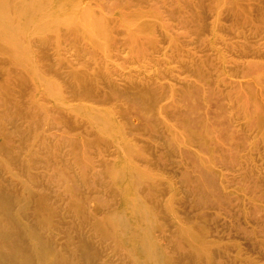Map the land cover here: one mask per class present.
I'll return each instance as SVG.
<instances>
[{"label":"rangeland","instance_id":"374dc122","mask_svg":"<svg viewBox=\"0 0 264 264\" xmlns=\"http://www.w3.org/2000/svg\"><path fill=\"white\" fill-rule=\"evenodd\" d=\"M41 1L44 6L46 0ZM52 1L50 15L22 24L36 28L24 31L36 40L44 32L53 33L41 45L35 41L39 71L67 61L58 79L49 72L47 80L57 85L55 91H63L64 102L91 104L97 110L58 112L45 90L36 91L37 85L26 76L28 60H13L17 64L11 66L7 57L0 59V91L13 93L12 105L27 116H20L25 128L30 115L40 123L30 138L37 136L52 148L53 137L61 141L60 134H77L84 160L79 157L75 163L73 155L66 156L88 181L72 179V173L64 177L73 182L78 202L96 212L101 225L121 202L119 184L111 182L105 170L127 167L141 177L139 195L149 220L145 233L151 231L152 242L167 254L160 264H264V0ZM186 21L195 27L186 26ZM11 29L19 31L20 26L15 22ZM77 32L83 39H76ZM45 49L46 59L39 55ZM11 51L0 46V58ZM7 70L21 77L6 82L2 74ZM76 83L92 96L79 97ZM35 101L47 109L46 116L43 111H25ZM46 122H58L54 133H42ZM7 127L8 148L27 157L30 149L12 125ZM68 149H63L65 154ZM46 153L51 155L52 149ZM43 160L34 172L42 170L55 180L57 164ZM122 187L133 190L131 184ZM106 235L100 231L97 241ZM113 254V264H125Z\"/></svg>","mask_w":264,"mask_h":264},{"label":"bare ground","instance_id":"6f19581e","mask_svg":"<svg viewBox=\"0 0 264 264\" xmlns=\"http://www.w3.org/2000/svg\"><path fill=\"white\" fill-rule=\"evenodd\" d=\"M54 1L58 3L64 0H54ZM52 2H53L52 0H46V4H44V6H41L43 3L41 0H0V46H3L6 49L8 47L12 49L11 53L8 56L2 55L0 59L4 61V58L7 57L6 61L11 66L17 64V61L12 62L13 60L22 59V64H25L28 60V62L24 65V67L26 68V69L24 68L25 69L24 72L26 73V76H29L30 79L34 81L35 85H37L36 91L40 92L41 90L43 91L45 90L43 94L45 95L46 98H49L52 101H54L53 103H55L58 112L73 114L75 112H80L85 108H88L90 110H95L96 108L94 107V105L91 104L80 103V104L70 105L69 102H64L63 100H61L62 99L61 92L63 91H58L57 88L56 90L57 92H56L54 89L55 86L57 87V85L54 83L53 80H47L46 76L48 75L49 72L52 76L55 77L58 76V72L61 69L65 68L67 61H63L60 64L58 63L57 66L56 64L55 66L48 64L47 66H45L47 71L45 70V68L43 69V71L41 70L42 72L39 71V69L41 68L37 64L38 61L36 58V53L38 52L36 50L37 48H35L36 46L34 47L35 41L37 45H41V43L47 38H49L53 33L44 32V34L40 35L39 38L37 37L38 39L36 40L35 37L34 38L29 37L27 34L28 32L26 33L27 35L24 33V31L30 32L32 29H34V27H29L28 29H26L24 28V26H22V24L40 22L42 18L50 15L52 13L51 11ZM221 6H223V4ZM219 13L220 12H218L217 14ZM81 14H82V10H81ZM191 17L193 20L192 15ZM191 17H189L188 19L190 20ZM77 18L78 17H76V19ZM80 18H82V16ZM197 20H194L192 22L188 21V22L191 24ZM57 21L56 23H58ZM15 22H17L20 26L19 31L18 29L17 30L11 29L12 27L14 28ZM84 22L85 21L82 20V23ZM188 22L186 21V26L190 25V24L187 25ZM182 23L184 22L182 21ZM33 26H35V24ZM190 26L191 28L195 27V26L192 27V25ZM42 27L44 28V26ZM215 27H216V23H215ZM142 28L146 29L145 27ZM9 29H11L12 31H10ZM144 29H141V31ZM40 31L41 29L38 30V33ZM69 31L71 32V34L73 33L71 29ZM68 34L70 35V33ZM79 35L80 34H78L77 36ZM132 35L134 34L132 33ZM80 36L79 38H76L75 36V38L78 39L79 41L80 38L82 37ZM143 36L145 35L143 34ZM72 38L74 37H71L70 39ZM58 40H60V38H58ZM65 41L63 40L62 43ZM132 42L131 44H133ZM57 45L60 46L62 44H57ZM142 45L143 44H141V46ZM69 46L70 45H68V47ZM135 46L136 45L134 44V47ZM65 47L67 48V46ZM74 50L77 51L76 49ZM60 51H62V49H60ZM59 53L61 54L62 52ZM39 55H41L45 59L48 58V50L46 49L42 50V53ZM74 71H76V69H74ZM2 75L5 76L4 80L6 82H12V81L14 82L16 78L18 79L19 77H21L20 75H17L15 77L13 73L12 72L10 73V71L8 70L6 74L3 73ZM9 77H12L13 80L10 81ZM56 78L58 79V77ZM24 81L26 82V79ZM58 81L59 80H57V82ZM64 82L66 81L64 80ZM1 84L2 83H0V85ZM78 85H76V87L74 85V90L75 92H77L76 94L79 95V97L92 96V92L83 91L80 85L79 86ZM7 88L9 90V87ZM1 91H3V89ZM1 91H0V106L2 108L0 107V115L2 114V119L0 120V264H113L114 262H112V260L114 259L112 257H114L113 254L114 251L117 254L116 256H119L121 260H125V264L126 263L128 264L159 263L160 264L164 260H166L167 254L159 246V243H157L158 244L157 245L152 242L154 240V236L152 235L151 231L145 233V231L149 228L148 226L149 220L147 221L145 218V206H144L145 200L143 199V196L139 195L140 193L139 180L141 177L138 176L137 173H133L127 167H124L125 170L123 171L122 169H116L118 167L105 170L106 176L112 178L111 182L115 184H119L118 192H119V200L121 202L117 205L115 204V206L110 210L107 220H103V221L100 220L101 221V225H100V223H98L99 220L97 219L98 216L95 212L97 211V208H95L96 204H94V202L92 201L90 202V204L92 205V209L90 210L94 211L95 213H90L88 212V210L86 211V205L84 206V204L82 205L81 202L80 203L78 202L77 200L78 193H76L75 192L76 190L72 188L73 182L70 179L71 177L72 179L75 178L78 180L79 179L83 180V183L88 181L85 175L83 176V174H81L80 172H76L74 170V168L71 166L72 162L70 161V158L68 159L66 156V155L68 156L73 155V157L75 158V163L78 162L77 158L79 157H82V160H84L85 157L84 154H79L80 151H78L80 147L79 144L76 143L77 134L76 137L74 138L70 137L71 133L69 134V136L60 134V136L62 137L61 141L53 137L52 148L48 145V143H45L44 141L41 142L38 141L37 136H35L36 138L34 137L30 138L31 133H37V129L41 127L40 123H38L37 119L32 118L33 115H30L28 117L30 119L27 118L26 121L27 126L25 128V126H23L22 123L23 117H20L22 113L17 111L18 106L16 107L15 105H12V102L16 101L15 98H13L12 100L13 93L5 92L6 90L3 93ZM79 100L82 99L79 98ZM31 110H33L36 113L43 111L45 116L47 114V109L43 108V106L41 105H38L36 101L34 103V107H28L25 109L28 115ZM22 116L27 117L24 114ZM57 124H55L54 122H49V123L46 122L45 126L43 127L44 130L42 129L43 130L42 133H45V131H47L48 129L52 130L54 133V130L57 128ZM7 125L13 126L17 135H19V140L24 145H26L27 148L30 149L31 152L30 151L27 152L26 154L27 157L26 156L23 157V155L16 153L15 151H13V148H8L9 147L8 143L11 142L10 141L11 137L8 133ZM106 128H108V126ZM89 134L91 133L89 132ZM52 136L53 134L52 135L50 134L48 137H52ZM108 137L112 139L116 138L115 136L112 135H109ZM48 139L51 140L50 138ZM90 141L91 140H89V142ZM84 145L81 143L80 144L81 148H83ZM67 146L70 149H68L67 154H65L63 149L67 148ZM47 149H52L51 155L50 154L48 155L46 153ZM32 151H34V154ZM115 151L117 152V150ZM49 158H51V161H49ZM87 158H85V162L88 161L89 158L88 159ZM43 159H46V163L44 164H48V165H52V163L57 164L56 167L57 172L56 175H54L57 178L54 177L55 180L52 178V175L49 176L48 174L42 172V170H40L39 172H34L33 169L34 168L39 169L38 166H40V164H42V162L45 161ZM12 163H16L18 166L11 167ZM70 173H72L70 178L69 179L66 178L67 179L66 180L64 175L66 176V174H70ZM100 176L101 174H98V178ZM127 184L128 185L131 184L133 186L132 191H127L125 190V188L122 187V185H127ZM82 195L84 196V194ZM131 195H133V198L131 197ZM88 202L89 200L86 199V203ZM126 219L128 220V222L126 221ZM92 223H96V225L93 226ZM100 231H102V233H106L107 237L106 238L103 237L99 242L97 241L96 236L100 233ZM107 249H112L113 252L111 255L110 253L105 252L107 251ZM120 258H119V262H120ZM125 258L131 262L127 261Z\"/></svg>","mask_w":264,"mask_h":264}]
</instances>
